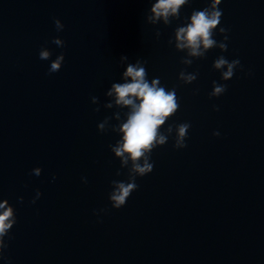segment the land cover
Wrapping results in <instances>:
<instances>
[{"label": "water", "instance_id": "obj_1", "mask_svg": "<svg viewBox=\"0 0 264 264\" xmlns=\"http://www.w3.org/2000/svg\"><path fill=\"white\" fill-rule=\"evenodd\" d=\"M154 3L0 0V201L17 218L0 264H264V0H222L213 38L227 28L228 50L214 47L190 66L175 29L210 0H189L170 25L147 22ZM60 53L61 69L49 73ZM221 55L241 64L227 81L213 68ZM121 56L146 60L148 81L175 87L180 107L161 127L174 130L153 149V171L115 209L112 181H128V169L110 145L122 134L98 124L116 111L127 118V108L104 107L111 85L123 82ZM181 70L197 79L185 84ZM213 81L227 91L210 97ZM181 123L191 127L178 149Z\"/></svg>", "mask_w": 264, "mask_h": 264}, {"label": "clouds", "instance_id": "obj_2", "mask_svg": "<svg viewBox=\"0 0 264 264\" xmlns=\"http://www.w3.org/2000/svg\"><path fill=\"white\" fill-rule=\"evenodd\" d=\"M221 2L222 0H210L208 7L192 12L190 22L175 29V47L179 51L186 52V56L181 59L183 64L192 65L193 58L205 57L206 53L214 47H219L222 51L228 50L227 28H219V32L224 34L222 41L213 38L214 31L221 23L222 10L218 7ZM188 3L189 0H155L150 14L147 16V22L155 25L163 21L165 25H170L173 18H180L181 8ZM54 24L57 32L63 31L65 25L61 19L55 18ZM160 35L158 30L157 38ZM172 42L170 39L169 43ZM52 43L63 47L65 41L60 36H56ZM51 55L52 52L48 48H42L39 53L41 60H49ZM64 60V53H60L55 60L51 61L49 73L58 72ZM127 61V56H121V64L127 63ZM146 64L147 61L142 59H137L135 63H127L126 71L122 73L123 82L113 83L106 93L112 99L104 107L121 110L127 108L128 111L124 113L127 117L126 120H121V111H116L113 117L120 123L111 125L110 120L113 117H106L103 122L98 124V129L101 132L107 131L110 127L112 131L122 134L116 144L110 145L112 152L121 161V168L128 169V181H112L113 190L109 194V199L115 209L124 206L132 192L138 189L136 178L143 177L153 171L154 164L150 162L153 149L165 145L174 130L173 125H169L165 134L161 132V127L175 115L180 107L175 87L166 90L164 86H161L159 78H154L151 82L148 81ZM239 66H241L239 59L229 61L223 55L213 63V68L221 72V77L225 81L234 76L235 70ZM197 75L198 73L181 70L179 79L185 84H191L197 79ZM226 91V84L213 81V91L209 95L210 97H219ZM92 102L99 104V98L93 96ZM214 107L217 111L219 110L218 106ZM99 110L97 107L96 111ZM190 127V123H181L175 126L176 148L187 147L185 141ZM213 135L219 136L220 132L216 131ZM42 171L41 167H36L32 170V174L40 176ZM120 174L118 171L117 175ZM84 182H87L86 178H84ZM42 194L37 190L32 203H35ZM19 199L22 202L24 198L21 196ZM16 220L14 206L9 203V200L0 201V257L3 256L4 249L8 246L5 237L13 228Z\"/></svg>", "mask_w": 264, "mask_h": 264}]
</instances>
